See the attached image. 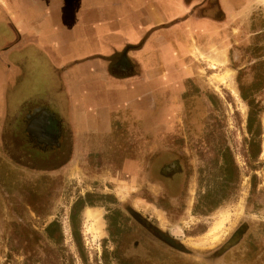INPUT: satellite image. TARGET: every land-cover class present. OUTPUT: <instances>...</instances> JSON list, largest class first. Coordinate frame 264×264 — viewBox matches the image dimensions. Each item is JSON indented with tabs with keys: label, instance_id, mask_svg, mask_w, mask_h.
Wrapping results in <instances>:
<instances>
[{
	"label": "rangeland",
	"instance_id": "374dc122",
	"mask_svg": "<svg viewBox=\"0 0 264 264\" xmlns=\"http://www.w3.org/2000/svg\"><path fill=\"white\" fill-rule=\"evenodd\" d=\"M258 2L256 12L264 21V0ZM259 38L250 51L262 60L249 72V63L227 64L234 71L221 72L210 61L205 70L213 72L210 77L199 71L202 82L187 85L185 112L175 116L173 131L166 132L163 121L158 132L134 134L120 126L121 147L75 149L72 163L44 169L28 160L29 149L19 142L8 148L0 139V264H264ZM49 66L32 69L22 85L16 83V68L13 76L0 72V103L17 107L15 101L34 91L62 90ZM17 88L12 102L3 99ZM164 94L155 101L159 111ZM56 95L67 112V93ZM153 120L149 128L154 129ZM150 138L152 144L145 141ZM65 147L59 161L69 154ZM79 150L88 158H77ZM117 150L124 152L121 157H114ZM135 156L145 161L141 176L134 177L121 171V160ZM174 161L180 170L171 190L164 178L173 174L163 175L160 167ZM152 229L174 244L165 245ZM240 229V240L231 243Z\"/></svg>",
	"mask_w": 264,
	"mask_h": 264
},
{
	"label": "crops",
	"instance_id": "0c3cea01",
	"mask_svg": "<svg viewBox=\"0 0 264 264\" xmlns=\"http://www.w3.org/2000/svg\"><path fill=\"white\" fill-rule=\"evenodd\" d=\"M257 4L255 0H0L1 74L13 76L16 68V83L22 85L32 69L38 72L49 63L62 89L34 91L27 100L15 101L17 107L0 103V129L4 131L6 120L27 104L45 108L59 119L60 131L74 148H94L102 145L100 141L113 140L120 126L134 134L158 132L163 121L166 132L173 131L186 83L199 80L202 63L229 50L239 35L238 20L247 22ZM18 89L3 99L12 102ZM56 92L67 93V112ZM159 92H165L159 97L162 111L155 102ZM152 117L154 129L149 128ZM45 123L46 118H39L35 131L45 133ZM43 135L33 134L38 141L59 147L57 139L47 141Z\"/></svg>",
	"mask_w": 264,
	"mask_h": 264
},
{
	"label": "flooded vegetation",
	"instance_id": "af4514ba",
	"mask_svg": "<svg viewBox=\"0 0 264 264\" xmlns=\"http://www.w3.org/2000/svg\"><path fill=\"white\" fill-rule=\"evenodd\" d=\"M258 4L256 5V9L253 11V14L251 15L250 18L247 19V22L244 20V18H242L241 20H238V27L239 29V35L237 36V39L235 41H232L231 43V47L229 48L228 51L226 50H222L221 52H217L216 55H218L217 57H221L220 60L217 59V57H213L212 59H209L208 62H213V63H217V68H221L219 69L221 72H224L226 69H229V71L233 72V68L231 66H233V64L231 63H249L251 65V67L247 64L246 66V71H250L251 68L253 69V63H259V61H261L262 59L259 58H255L251 55V48L253 46V42L255 40V37H259L260 36V40L262 41V46H264V21L263 19H260L259 17V12H256L257 10H259V4L260 2H258V0H255ZM257 41H259L257 39ZM259 45V44H258ZM261 46V47H262ZM263 49V48H262ZM224 62V63H221ZM203 64V71L202 69H200V72H204L207 77H210L213 72H209V71H205L208 70V65L207 63H202ZM229 64L231 66H229L230 68H226V65ZM207 65V66H206ZM225 68V69H224ZM216 69V68H215ZM212 69V70H215ZM223 69V70H222ZM211 70V67H210ZM215 73V72H214ZM195 83L196 85H198L199 83L202 82V79L199 78V80L197 82L193 81L192 79L186 83V87L188 84L190 83ZM204 82V81H203ZM187 90V88H186ZM185 94V93H184ZM184 96V95H183ZM186 98V97H185ZM183 97V99L181 100L182 106L183 108H181V110L178 112V114H183L185 112V99ZM46 112L45 115H43V113ZM44 116V117H43ZM178 116V115H176ZM39 118H46V125H47V131L44 133V135H46L47 141H52L51 139L55 138L57 139V141H59V147H54V146H49L44 144V142H39L37 140V138H35V136H33V134H36L35 131V127L36 125L34 124L35 122H37L39 120ZM174 126V124H173ZM43 135V136H44ZM3 138H4V143L6 145H4L3 143H1L2 146L4 147H8L10 148L13 143H17L19 142L23 148L25 149H29V155L28 157L32 158V159H28V157H26L29 161H31L33 164H35V166L37 165L39 168H43L46 165H51L52 167L54 165L57 166V164H62L60 165L62 168L64 167V165L72 163L73 161V157H74V153H75V149H95V148H103L106 146H113L114 145H118L120 146V140L118 138V136L114 137L113 140H109V141H100L99 144H102L98 147H94V148H85V147H81V148H74L71 147L69 145V141L65 138V133H63L62 131H60V125H59V119L54 118V116H52L50 113H48V111L45 108L42 107H36L33 105H27L24 104L21 107V110L19 111V113L16 116L11 117L10 119L8 118L6 120V126L4 127V131H2V135L0 137L1 141L3 142ZM59 139V140H58ZM45 141V140H44ZM68 144V147H65L66 149H69V154L67 155L66 160L63 161H59L60 159V153L61 150L64 148V146H66ZM158 146V145H157ZM124 153L123 151L117 150V154L114 155V157L118 156H122L121 154ZM35 154H38L39 157L37 158V156ZM83 151L79 150L77 152V158H83L85 156V158H88V156H86L87 154H85ZM148 156V154H147ZM126 160H134L137 161L138 163L136 164H131V165H126L125 162ZM155 160V158H154ZM117 159L113 160V162H116ZM120 161V160H119ZM145 160H142L141 157L139 156H135L132 158H126L121 160L122 163V168L121 171H123V173L127 172V173H133L134 177L135 176H141V172L143 171V162ZM154 162V161H153ZM153 162L151 163V166L149 167L148 170V175H150L151 173L150 168L153 165ZM42 166V167H41ZM54 166V167H56ZM59 167V168H61ZM165 168L168 169V171H165ZM179 163L177 162H172L169 164H166L163 167H160V171L162 169L163 175H168V174H173L171 177H166L164 179H166V183L169 187V189L173 190L177 188V184H176V180H177V176L179 175L178 171L179 169ZM44 169V168H43ZM177 175V176H176ZM133 177V178H134ZM153 233L156 235V237H158V239H160L161 242L165 243V245L169 244V245H173L174 243L168 239L165 235H163L162 233L158 232L157 230L152 229ZM242 229H240L239 231H237L233 237L231 238L230 242L233 243L235 241H239L240 240V234H241ZM235 245V244H233Z\"/></svg>",
	"mask_w": 264,
	"mask_h": 264
},
{
	"label": "water",
	"instance_id": "95a60500",
	"mask_svg": "<svg viewBox=\"0 0 264 264\" xmlns=\"http://www.w3.org/2000/svg\"><path fill=\"white\" fill-rule=\"evenodd\" d=\"M42 125H43V123L39 121V122H38V126L41 127ZM39 129H40V128H37V132H36V135H37V136H40V135H43V134H44L43 129H41V131H39ZM39 134H40V135H39ZM39 141H40V140H39ZM40 142H42V141H40Z\"/></svg>",
	"mask_w": 264,
	"mask_h": 264
},
{
	"label": "bare ground",
	"instance_id": "6f19581e",
	"mask_svg": "<svg viewBox=\"0 0 264 264\" xmlns=\"http://www.w3.org/2000/svg\"><path fill=\"white\" fill-rule=\"evenodd\" d=\"M217 80L220 81V82L223 81L221 77H218Z\"/></svg>",
	"mask_w": 264,
	"mask_h": 264
}]
</instances>
